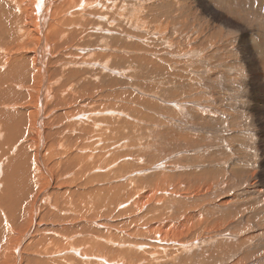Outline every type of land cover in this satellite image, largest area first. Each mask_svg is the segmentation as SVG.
<instances>
[{
    "label": "rangeland",
    "instance_id": "rangeland-1",
    "mask_svg": "<svg viewBox=\"0 0 264 264\" xmlns=\"http://www.w3.org/2000/svg\"><path fill=\"white\" fill-rule=\"evenodd\" d=\"M88 1L91 3L83 5L80 10L70 8L67 12H63L64 14L55 13V15L58 14L56 17L59 21H68L71 25L69 30H66L68 35L62 31L59 32L60 42L66 40L64 45L67 46L62 45L61 48H56V53H58L56 56H52L49 50L56 46L54 39L56 33H51L48 30L49 26H47L48 35L45 39L47 54L44 65L47 60L53 59L55 60L53 65L57 66L55 68L51 65L50 69L53 68L52 71H54L52 73H50V69L46 70L49 71L51 78H48V80H45L47 79L45 78L43 82H46V86L49 87L47 92L50 96L48 103L45 102V108L49 107L48 109H51L54 104L59 105L56 107L55 112H51L52 118L58 112L74 113L76 107L83 109V112L89 110L90 115H88L93 116L90 121L75 120L76 123L74 124H77L78 131L73 129L74 133L71 131L66 134L68 137L64 135L57 138L58 140L55 139L59 142L57 143L58 146L61 145V150L66 149V151L60 156L54 155L52 158L54 161L55 159L56 161H63L66 160L68 153L74 152L83 157V161L91 165L90 168L94 171L92 174L89 170L88 175L84 178L70 172V175L67 174L68 177L64 174L63 178L54 179L48 175L44 165H38V170L42 171V179L38 174L35 179L34 177L29 179L32 184L31 187H28L29 193L23 194L19 189L16 190V193L13 192L17 198V203L18 197L23 195L20 199L22 198V206L26 207L27 211L24 216H19V219L16 217L11 219L17 221L14 228L12 227V221L11 225H6L10 226L11 229L9 228V230L6 226H1L4 231L2 234H5L3 235L4 240L6 239L5 241L8 243L5 255H9L8 257L13 256L16 260L20 257V260H18L22 262L21 264H29L27 261L31 258L49 261L50 264H72L74 262L75 264H264V249H262L264 247V229L262 230L259 222L255 220L254 216H251L250 210L239 212L236 202L226 210L217 207L218 202H222L220 200L233 195L242 197L244 200L247 199L250 204L259 203L260 195H257L255 191L257 189L264 191V187L260 186L264 173L259 163L262 161L261 159H264V86H262L264 84V72H262L264 71V0H99L100 5H95L94 0ZM33 2H37V0L28 1L29 9L32 8ZM64 3L65 0H51V9H54L56 5L62 6ZM76 11L79 15H75ZM150 13L165 14L173 21L164 23L162 21L164 17L158 15L155 16L159 18L152 20L155 16ZM49 14L50 18L47 19V25H50L51 21L54 20L51 12ZM128 20L132 22L129 23ZM29 24V27L35 32V36L40 39L33 18ZM133 24L134 26L137 25V28H134ZM54 27L61 29L59 24ZM13 28L15 29H13L15 36L21 37L22 33L19 29H22V25L16 23ZM101 28L102 30H100ZM98 29L103 31V34H97ZM134 29L137 30L134 31ZM72 31H76L77 34L80 33V35L78 34L80 37L78 36L75 39L77 42L75 40L71 41L70 38V44H67ZM113 32H122L120 33L122 36L120 42L108 35L104 36ZM240 32L249 36L253 34L256 50L253 49L249 37V46L247 43L243 48V43L240 50L236 49L239 44L237 35H240ZM52 34H54V37ZM184 37H188L189 41ZM49 38H51V41ZM28 41L30 47H37L36 39L32 35L28 37ZM101 41H105L107 46L104 47V43L101 44ZM121 43L125 46H121ZM12 45L19 49L12 47L8 49L9 51L0 50L4 56L8 53L11 55L5 58L7 67L12 63L10 60H14V56L16 58L24 56L33 59V50L26 53L25 48H20L23 46L21 41ZM105 48L108 49V53L104 51ZM97 49L104 50L100 52ZM244 51L248 52L250 63L248 60L246 62L243 60L247 57ZM241 54L246 57L240 59ZM253 54L255 57H252ZM119 57L123 60L120 59V61ZM140 57L148 58L150 66L156 63L163 71H154L150 67L145 68L146 66L143 64L141 66L137 59L133 60V58ZM56 59H58V63ZM102 62L105 63V68L107 67L109 71H104L101 66L97 65L102 64ZM30 65L32 67L31 73H33L30 74L37 76L36 73L39 72L35 71L41 70V65L31 62ZM39 74L43 75L42 72ZM47 74L45 75L47 76ZM147 77L151 78L148 79ZM13 79L20 81L19 78ZM28 79L34 82L35 79L42 78L39 76V79L36 77ZM28 79L22 81V84L16 82L14 89L16 88V93L20 92L24 96L25 94L29 95L31 93L30 96L34 94L32 101L36 102L37 91L43 89L42 85L44 83L42 82L43 84L39 87L36 81L34 84L32 83L33 85L28 86V84H31ZM50 79L54 80L51 81ZM253 79L257 80L258 84L260 83L261 91H254V88L249 87ZM57 85L59 89L64 91V94L61 95ZM61 85L62 87H60ZM53 87L57 89L55 90ZM65 90H67V93ZM252 92L254 96L258 97L254 102H257L259 97L263 101L259 114L251 110V107H253ZM1 95L2 93H0ZM63 95L66 100L68 99L64 103L69 104V106L66 104V107L69 108H63L64 104L61 102L64 98ZM85 100L89 105L85 103ZM15 102L18 104L17 100ZM249 104H251V107ZM18 105H5L0 111L15 115L22 121L23 115L19 106H29V104L21 102ZM72 113L68 117L65 116L66 118L59 127L65 124L68 125V123L71 125V118L75 116ZM251 120L256 123L251 125ZM96 123H100L98 128L95 126ZM111 123L115 126L113 124V127L110 126ZM25 124L23 127L32 140L30 147L34 149L37 141V137L34 135L35 123ZM83 127L85 130H90L87 135L83 132ZM103 127H105L104 130H102ZM116 127L121 129L119 130ZM107 132L109 133L107 134ZM113 132L116 134H113ZM78 134L82 135L77 136ZM25 141L26 139H20L17 147ZM63 145L64 148H62ZM72 147H74V151L71 149ZM47 158L50 159L48 154L45 155L44 160L47 165L50 164L49 167L51 168L54 162L49 163ZM58 166H63V163L59 162ZM55 172L56 174L60 173V168L56 167L53 173L55 174ZM245 174H248L249 178L244 177ZM94 175L110 176L106 178V181L94 183L92 186L97 184L96 186L99 188L113 186L119 188L121 197L125 199H123L124 201L127 200L128 205L118 206L119 203L124 201H116V204L100 206L105 210L100 207L97 210V208H92L90 205H83V211L85 212H82V214L79 212L71 213L69 216L72 220L68 219L61 223L53 222L51 219H44L43 222L39 221V215L45 211L40 206L41 203H44L43 200L49 201L45 202V204L48 203L47 206L53 205L55 199L51 193L53 190L62 193L64 191L70 193L74 190L83 192L86 190L82 186L83 182ZM59 181H67V184H61L62 187L56 186ZM120 184H124L123 187ZM42 185L47 187L44 188ZM245 190H250L248 195L245 194ZM25 196H28V198L22 201ZM39 196L43 200L41 199L42 201L37 206H33L31 204L32 200L34 197ZM167 196L178 197L176 199L180 201L167 202ZM64 198L61 197L60 199ZM69 201L65 198L64 205L66 207L71 205ZM16 202L15 206L17 205ZM242 203L238 204V208ZM35 210L38 216L35 215ZM90 210L92 211L90 212ZM93 214H96L97 218ZM227 216L231 218H227ZM31 220L33 223H31ZM47 221L50 222L47 223ZM223 221H228L231 224L222 223ZM8 222L10 221L8 220ZM50 223L52 225H49ZM36 224L39 226H36ZM53 224L68 228L64 233L65 236L59 234V237V235L55 236L52 233L45 232L44 229L55 226ZM29 225L32 227L33 233L32 235L28 234V237L31 236L32 238H26L25 234L29 233L28 230L24 233ZM83 225L86 227L84 228ZM38 227H40V230L37 231ZM73 227L74 231L71 230ZM87 227L90 228L91 232ZM244 232H249L252 236H259L245 242L240 239V235ZM50 234L61 240L57 241ZM166 234L167 236L170 235L164 238L163 235L166 236ZM15 235H17L18 240L21 235H24L25 238L16 244ZM61 235H63V238ZM102 235L104 236L101 237ZM64 237L68 238L64 239ZM31 239H42L44 242H40L39 246L31 249V251H22L25 248L24 246L20 249L24 244L23 242L27 240L29 242H26L30 244ZM63 239L65 242L62 241ZM92 239L97 243H103L109 249L97 250L94 248L93 252H90L91 249L87 250V254L82 255L86 257L85 259L75 256L79 260L78 262L76 260L72 261L67 254L63 256L64 248L70 246L72 247L68 251L75 248L83 252L82 250L86 247L87 241ZM176 242H183V244L178 245ZM62 243L70 244V246L64 244L65 247H63ZM145 243L147 245L154 243V247L144 245L138 247V245ZM14 244L17 248H14ZM45 246H47V249L44 248ZM48 246H51L52 250H49ZM43 251H46V253ZM56 252L59 255H56ZM18 254L23 257L21 255L17 257ZM134 255H140L141 257ZM54 256H58L55 257L56 260H54ZM66 258L68 262H66Z\"/></svg>",
    "mask_w": 264,
    "mask_h": 264
},
{
    "label": "bare ground",
    "instance_id": "bare-ground-1",
    "mask_svg": "<svg viewBox=\"0 0 264 264\" xmlns=\"http://www.w3.org/2000/svg\"><path fill=\"white\" fill-rule=\"evenodd\" d=\"M28 1L29 0H0V47H2V48H0V50H6V51H9L8 49L9 48H12V47H14L12 44L13 43H16V42H18V41H21V44H23V46H21L20 48H25V52L27 53V52H30V51H32L33 50V52H34V55H33V59H30V57H19V58H16L15 56H14V60H10V62H12L8 67H7V63H6V59L5 58H8V57H10L11 55H10V53H8L7 55H3V52H0V55H2V56H0V93H2V95L0 96V110L6 105H10V106H14V105H20V103L21 102H25V103H27V104H29V106H24V105H21V106H19V107H21V108H19V109H21V114L23 115V120L21 121L20 120V118L19 117H17V116H15V115H11V114H9V113H7V112H4V111H0V264H21L22 262L21 261H19L20 259V255L18 254V256L17 257H19L17 260L13 257V256H10V257H8V256H6L5 255V251H6V247L8 246L7 244V241H5L4 240V237H3V235H5V234H2L4 231L2 230V228H1V226L3 225L4 227L6 226V225H11V221H12V223H13V228L15 227V223L17 222L16 220H11L13 217H16V218H20L19 216H24V214H26V211H27V208L26 207H23L22 206V203H21V199H20V197H22L23 195H21L20 197H18V203L16 202V197H15V194L13 193V192H17L16 190L17 189H19L20 191H22V193L24 194H26V193H29V191L30 190H28V187H31L32 186V184H31V182H30V178L32 179V177H34V179L36 178V177H38V175H42V171L40 172L39 170H38V165H44L45 166V168H46V172L48 173V175L49 176H51V177H53L54 179H57L58 177H62L63 178V175L64 174H66L65 176H67V174L68 175H70L69 173L70 172H74L75 173V175L76 176H81V178H84V177H86V175H88V173H89V170H91V168H90V166L91 165H89V164H87L86 162H84L83 160H84V158L83 157H80L77 153H72V152H70V153H68V155H67V158H66V160H63V161H56V159H55V161H54V159L52 158L54 155H56V156H60V154H62V153H64L65 151H66V149L64 150V151H62L61 150V145H59L58 146V144L57 143H59L57 140V138H61V137H63L64 135L66 136V134L68 133V132H71L73 129H76L77 130V124L75 125L74 123H76V121L75 120H79V121H90V118L91 117H93V116H89L90 114L88 113L89 112V110L88 111H86L85 110V112H83L82 110L83 109H81L80 107L78 108V107H76L75 108V112L74 113H72V112H70V113H72L73 115H75L73 118H71V120H72V122H71V125H69V123H68V125L67 124H65V125H62L61 127H59L61 124H62V122L64 121V119L66 118L65 116H69V114L70 113H67V114H65V113H62V112H58V113H56L54 116L55 117H53L52 118V116H51V112L53 111V112H55V110H56V107H58L59 105H55L54 104V106L51 108V109H48V108H45V102H47L48 101V99H49V94H48V89L47 88H49L48 86H46V82L44 83L43 82V79H45V78H47V79H45V80H48V78H51L50 76H49V71L47 72L46 70H49L50 68H51V65L53 66V67H55L56 68V66L57 65H53V64H55V60H53V59H49L50 61H48L47 60V62L45 63V65H46V67H45V65H44V61L46 60V58H45V56H46V54H47V50L45 49V45L47 44V43H45V39H46V37H47V35H48V32H47V30H46V28H47V26H49L48 27V30L51 32V33H56V35H55V37H54V34H52V36L54 37V39H55V42H56V46H53V47H55V48H52V50L51 49H49L50 51H51V54H52V56H56L58 53H56L57 52V50H56V48H61V46L62 45H64L65 43H66V40H64V41H61L60 42V39H59V37H60V35H59V32L60 31H62L64 34H66V35H68L66 32V30H69V27H71V25H70V23L68 22V21H64L63 22V20L62 21H59L58 20V18L56 17V15H58V14H56L55 15V13H65V12H67L70 8L72 9V8H74L75 10H80V8H82V6L83 5H87V3H88V5L91 3H89V1L88 0H65V3L64 4H62V6H58V5H56V6H54V9H51V0H37V2H33L32 3V8L31 9H29V4H28ZM95 1V5L97 4V5H100V1L99 0H94ZM93 1V2H94ZM104 1V0H103ZM107 1V0H106ZM111 3V2H110ZM94 4V3H93ZM91 6V5H90ZM63 7V8H62ZM130 9V8H129ZM148 9V8H147ZM157 10V9H156ZM83 11V10H82ZM141 11V10H140ZM51 12V14H52V19H54V20H52L51 21V23H50V25L48 24L47 25V19H48V17L50 16V13ZM63 13V14H64ZM62 14V15H63ZM73 14V13H72ZM150 14H153L154 16L155 15H158V16H160V17H164L163 18V20L162 21H164V23H167L168 21H173L170 17H168L167 15H165V14H162V15H160V13H150ZM60 15V14H59ZM67 15V14H66ZM75 15H79V13L76 11L75 12ZM95 15V14H94ZM130 15V14H129ZM128 15V16H129ZM98 16V15H97ZM127 16V17H128ZM133 16H136V15H133ZM150 16V15H149ZM158 16H155V18H152V20H156L157 18H159ZM63 17V16H62ZM62 17H60V18H62ZM76 17H78V16H76ZM131 18H132V16H130ZM129 17V18H130ZM148 17V16H147ZM33 18V20H34V22L36 23L35 25H36V28L38 29V33H39V35H40V39L38 38V37H36L35 36V32H33L32 31V28H30L29 26H30V22H31V19ZM50 18V17H49ZM66 18V17H65ZM64 18V19H65ZM136 18V17H135ZM150 18V17H149ZM161 18V19H162ZM138 19V18H137ZM71 20V19H70ZM72 21V20H71ZM130 20H128V22H129ZM137 21V20H136ZM76 22V21H75ZM126 22V21H125ZM132 22V21H131ZM131 22H129V23H131ZM140 22V21H139ZM17 23V25L18 24H20V25H22V29H19V31H21V33H22V35H21V37H16L15 36V27L13 28V25L14 24H16ZM72 23H74V22H72ZM71 23V24H72ZM78 23V22H77ZM134 23L135 24H137L135 21H134ZM56 24H59L60 25V27H61V29L60 28H57V27H54ZM122 24V23H121ZM138 24H140V23H138ZM142 24V23H141ZM140 24V25H141ZM123 25V24H122ZM80 26H82V25H80ZM131 26H132V24H131ZM137 25H135L134 26V24H133V27L135 28ZM228 26V25H227ZM17 27V26H16ZM20 28V27H19ZM73 28V27H72ZM113 28V27H112ZM124 28V27H123ZM131 29H132V27H130ZM137 28V27H136ZM141 28V27H140ZM14 29V30H13ZM84 29V28H83ZM118 29V28H117ZM153 29V28H152ZM230 29V28H229ZM99 30V29H98ZM100 30H102V28L100 29ZM98 31L97 32V34H103V31ZM135 30H137V29H134V31ZM138 30H139V27H138ZM146 30V29H145ZM218 30V29H217ZM19 31H18V33H19ZM82 31V30H81ZM220 31V30H219ZM227 31V30H226ZM258 31V30H257ZM49 32V33H50ZM88 32V31H87ZM112 32V31H111ZM118 32V31H117ZM154 32V31H153ZM120 33H122V32H120ZM120 33H115V32H113V33H108V34H106V33H104V34H106V35H104L105 37L108 35L109 37H113L114 38V40H116V41H118V42H120L121 41V39L122 38H120V37H122L121 36V34ZM123 33H125V32H123ZM174 33V32H173ZM237 33V32H236ZM241 34L240 35H237L238 36V38L239 39H237V41H239V44H238V46H237V48L236 49H241L242 48V44L244 43V46H243V48L247 45V43H248V46H249V38H250V42L252 43V45H253V49L254 50H256L255 49V43H254V39L255 38H253L254 36H252V35H245L243 32H240ZM256 33V32H255ZM260 33V32H259ZM79 35H80V33H78ZM77 33H76V31H72V33L70 34V36L68 37V43L67 44H70L69 43V40H70V38H71V41L72 40H75L76 38H78V35ZM82 34V33H81ZM87 34V33H86ZM180 34V33H179ZM264 34V33H263ZM30 35H32L33 37H34V39H36V43H37V47L36 46H32V47H30L29 46V41H28V37L30 36ZM124 35V34H123ZM157 35V34H156ZM180 35H183V34H180ZM93 36V35H92ZM159 36V35H158ZM260 36V35H259ZM53 37H52V39H53ZM80 37V36H79ZM130 37V36H129ZM139 37V36H138ZM150 38H151V36H149ZM249 37V38H248ZM262 37H263V35H262ZM262 37H260V38H262ZM101 38V37H100ZM157 38V37H156ZM179 38V37H178ZM184 38H186L188 41H189V38L188 37H184ZM258 38V37H257ZM256 38V39H257ZM50 39V41H51V38H49ZM67 39V38H66ZM79 39H81V38H79ZM123 39H125L124 37H123ZM179 39H182L181 37L179 38ZM259 39V38H258ZM82 40V39H81ZM157 40V39H156ZM70 41V42H71ZM76 41V40H75ZM74 41V42H75ZM116 41H115V43H116ZM180 41V40H179ZM257 41V40H256ZM264 41V40H263ZM77 42V41H76ZM75 42V43H76ZM81 42V41H80ZM182 42V41H181ZM261 42H262V39H261ZM79 43V42H78ZM101 44H103L104 43V47H106L107 45H106V43H105V41H101L100 42ZM172 43V42H171ZM184 43H185V41H184ZM258 43V42H257ZM264 43V42H263ZM52 44V43H51ZM19 45H20V42H19ZM53 45H55V44H53ZM76 45V44H75ZM124 44L123 43H121V46H123ZM257 45V44H256ZM263 45V44H262ZM17 46V45H16ZM64 46H67V45H64ZM79 46H80V44H79ZM78 46V47H79ZM125 46V45H124ZM128 46V45H127ZM258 46V45H257ZM48 47V46H47ZM72 47V46H71ZM103 47V46H102ZM111 47V46H110ZM259 47V46H258ZM14 48H16V49H19L18 47H14ZM128 48V47H127ZM80 49V48H79ZM249 49V48H248ZM103 50L104 49H101V51L100 50H98L97 49V51H100V52H103ZM234 50V49H233ZM247 50V49H246ZM104 51H107V53H108V49H106L105 48V50ZM188 51V50H187ZM59 52V51H58ZM82 52H84V51H82ZM88 52V51H87ZM115 52V51H114ZM182 52V51H181ZM186 52V51H185ZM228 52V51H227ZM244 52H246V56L244 55V54H241V58L240 59H242L243 57L245 58V59H243L245 62L248 60V62H249V58H248V52L247 51H244ZM123 53V52H122ZM122 53H120V54H122ZM178 53V52H177ZM184 53V52H183ZM235 53H237V52H235ZM50 54V53H49ZM48 54V55H49ZM76 54V53H75ZM192 54V53H191ZM240 54V53H239ZM252 54V53H251ZM250 54V55H251ZM24 55V54H23ZM26 55V54H25ZM82 55V54H81ZM116 55V54H115ZM193 56H194V54H192ZM100 56V55H99ZM105 56H106V54H105ZM104 56V57H105ZM120 56V55H119ZM121 56H123V55H121ZM190 56V55H189ZM196 56V55H195ZM222 56V55H221ZM254 56V54L252 55V57ZM61 57V56H60ZM113 57V56H112ZM111 57V58H112ZM255 57V56H254ZM29 58V59H28ZM92 58V57H91ZM106 58H107V56H106ZM117 58V57H116ZM125 58V57H124ZM119 60L121 59V60H123L121 57H119L118 58ZM134 59H137V61L138 62H140V64H141V66H142V64L144 65V66H146L145 68H147V67H150L151 69H153L154 71H163L162 69H160V66L159 65H157L156 63H154L153 65H149V61H148V58L147 59H145V58H133V60ZM264 59V58H263ZM116 60V59H115ZM120 60V61H121ZM190 60V59H189ZM198 60V59H197ZM222 60V59H221ZM262 61V60H261ZM30 62L31 63H33V64H40L41 65V70H37V71H35V72H42L43 73V75L42 74H39V73H36V74H38L37 76H34V75H31V74H33V73H31L32 72V67H31V65H30ZM56 62L58 63V59H56ZM60 62V61H59ZM68 62V61H67ZM136 62V61H135ZM190 63V62H189ZM230 63V62H229ZM250 63V62H249ZM95 64H97V63H95ZM172 64V63H171ZM263 64V63H262ZM98 66H101L102 68H103V70L104 71H109L108 69H107V67L105 68V63H103L102 62V64L100 63V64H97ZM124 65V64H123ZM157 65V66H156ZM190 65V64H189ZM248 65V64H247ZM260 65V64H259ZM90 66V65H89ZM88 66V67H89ZM96 66V65H95ZM113 66V65H112ZM124 67V66H123ZM185 67V66H184ZM184 67H182V68H184ZM54 68V69H55ZM57 68H59V67H57ZM172 68V67H171ZM39 69V68H38ZM97 69V68H96ZM185 69V68H184ZM52 70H53V68H52ZM51 69H50V73H52V72H54V71H52ZM242 70V69H241ZM112 71H113V69H112ZM208 71V70H207ZM34 72V71H33ZM34 72V73H35ZM55 72H57V71H55ZM73 72H75V71H73ZM168 72V71H167ZM188 72V71H187ZM241 72V71H240ZM262 72H264V71H262ZM31 73V74H30ZM46 73H48L47 74V76L45 75ZM115 73V72H114ZM122 73V72H121ZM125 73V72H124ZM154 73V72H153ZM242 73V72H241ZM35 74V75H36ZM117 74V73H116ZM165 74V73H164ZM168 74V73H167ZM52 75V74H51ZM55 75H57L56 73H55ZM122 75V74H121ZM170 75V74H169ZM169 75H167V76H169ZM39 76L42 78V79H39ZM99 76V75H98ZM139 76V75H138ZM160 76V75H159ZM38 78L39 80H36L35 79V81L34 82H32L31 80H29L28 78ZM52 77H54L53 75H52ZM57 77H59V76H57ZM119 77V76H118ZM122 77V76H121ZM170 77V76H169ZM259 77V76H258ZM13 78H19V82L21 83L22 81H26L27 79H28V82L29 81H31V84H28V86L29 85H33L36 81L38 82V84H39V87H41L40 85L41 84H43L44 83V85H42L43 86V89L42 90H40V91H37V94H38V96H36L35 98L37 99V100H35L36 102H37V104H36V102H33L32 101V96L34 95H32V96H30L31 95V93H30V91H29V95H27V94H25V96L22 94V93H20V92H17L16 93V88L14 89V86L17 84V83H19L18 81H16V79L14 80ZM139 78V77H138ZM142 78H145V77H142ZM148 78V77H147ZM149 78H151V77H149ZM148 78V79H149ZM153 78V77H152ZM162 78V77H161ZM167 78V77H166ZM57 79V78H56ZM258 79V78H257ZM18 80V79H17ZM51 80V79H50ZM49 80V81H50ZM52 80H54V79H52ZM51 80V81H52ZM58 80V79H57ZM83 80V79H82ZM62 81V80H61ZM60 81V82H61ZM181 81V80H180ZM260 81V80H259ZM17 82V83H16ZM43 82V83H42ZM226 82V81H225ZM27 83V82H26ZM33 83V84H32ZM54 83V82H53ZM22 84V83H21ZM55 84V83H54ZM71 84V83H70ZM132 84V83H131ZM230 84V83H229ZM260 84V83H259ZM258 83H257V80H255V79H253V82H250V84H249V87H251L252 89L254 88V91H261V87H260V85H259ZM24 85V84H23ZM22 85V86H23ZM34 86H36V85H34ZM64 86V85H63ZM105 86V85H104ZM113 86V85H112ZM262 86H264V84L262 85ZM37 87H38V85H37ZM57 87H58V85H57ZM60 87H62V85L60 86ZM174 87V86H173ZM245 87H246V85H245ZM248 87V88H249ZM30 88V87H29ZM54 88V87H53ZM66 88V87H65ZM95 88V87H94ZM112 88V87H111ZM55 89V88H54ZM57 89V88H56ZM55 89V90H56ZM58 89H59V87H58ZM91 89V88H90ZM117 89V88H116ZM251 89V90H252ZM52 90V89H51ZM60 91H61V95L62 94H64V91L62 90V89H59ZM98 90V89H97ZM107 90V89H106ZM27 91V90H26ZM263 91V90H262ZM65 92L67 93V90H65ZM120 92V91H119ZM135 92V91H134ZM137 92H138V90H137ZM28 93V92H27ZM52 93V92H51ZM51 93H50V95H51ZM65 93V94H66ZM108 93V92H107ZM262 93V92H261ZM260 93V94H261ZM53 94V93H52ZM58 94V93H57ZM61 95H59L60 97H61ZM67 95V94H66ZM70 95H72L71 93H70ZM120 95V94H119ZM138 95V94H137ZM26 96H28V97H26ZM54 96V95H53ZM55 96L57 97V95H56V92H55ZM64 96V95H63ZM62 96V97H63ZM68 96V95H67ZM76 96H77V94H76ZM26 97V98H25ZM55 97V98H56ZM88 97V96H87ZM113 97V96H112ZM120 97V96H119ZM66 97L64 96V98H62V103L64 104V106H63V108L65 109V108H67L68 106H69V104H67V103H64V101L66 100L65 99ZM70 98H72V97H70ZM89 98V97H88ZM253 98H255V99H253ZM53 99V98H52ZM57 100H58V98H56ZM64 99V100H63ZM95 99V98H94ZM136 99V98H135ZM252 106L253 107H251V104H249L250 105V107H251V110L253 111V112H257L258 114H259V111H260V108H261V106H262V104H263V101L262 100H260V97H259V100L256 102H254V100H256V99H258V97H256V96H254V94H253V92H252ZM18 101V104L15 102V101ZM51 100V99H50ZM56 100V101H57ZM68 100V99H67ZM66 100V101H67ZM74 100V99H73ZM72 100V101H73ZM88 100V99H87ZM87 100H85L86 102L85 103H87L88 104V102H89V100H88V102H87ZM142 100V99H141ZM59 101V100H58ZM65 101V102H66ZM133 101V100H132ZM92 102V101H91ZM48 103V102H47ZM53 103H55V102H53ZM52 103V104H53ZM58 103V102H57ZM118 103V102H117ZM60 104V103H59ZM66 104L68 105L67 107H66ZM92 105H94L93 103H91ZM76 105V104H75ZM89 105V104H88ZM129 106V105H128ZM69 108V107H68ZM62 109V108H61ZM71 109V108H70ZM72 109H74L73 107H72ZM71 109V110H72ZM122 110V109H121ZM59 111V110H58ZM94 111V110H93ZM93 111H92V113H93ZM125 111V110H124ZM65 112H68V111H65ZM87 112V113H86ZM96 112V111H95ZM98 112V111H97ZM101 112V111H100ZM117 112V111H116ZM123 112V111H122ZM121 112V113H122ZM77 113H79V114H77ZM91 113V112H90ZM107 113V112H106ZM113 113V112H112ZM50 114V115H49ZM89 114V115H88ZM93 114H95V113H93ZM105 114V113H104ZM124 114V113H123ZM72 115V116H73ZM87 115H88V117H87ZM263 115V114H262ZM51 116V117H50ZM96 116H98V115H96ZM101 118V117H100ZM70 119V118H69ZM107 119H108V117H107ZM116 119V118H115ZM118 119V118H117ZM101 120H103V119H101ZM127 120V119H126ZM92 121V120H91ZM104 121H106L105 119H104ZM111 121V120H110ZM124 122V121H123ZM122 122V123H123ZM128 122V121H127ZM26 123V124H25ZM28 123H35V130H34V135L37 137V141H36V146H35V148L34 149H32V147H30V145H31V143H32V140L29 138V136L27 135V133H26V130L24 129V124L25 125H27ZM65 123V122H64ZM89 123V122H88ZM101 123H103V122H101ZM107 123V122H106ZM110 123V122H109ZM256 122H254L253 120H251V125H253V124H255ZM73 124H74V126L76 127H74L73 126ZM97 124V123H96ZM95 124V126H96V128H98L99 126H100V123L99 124H97L96 125ZM108 124V123H107ZM112 124L113 123H111V125L110 126H112ZM123 124H125V123H123ZM104 125V124H103ZM102 125V126H103ZM128 125V124H127ZM126 125V126H127ZM66 126H67V128H66ZM81 126H82V124H81ZM108 126V125H107ZM110 126H108V127H110ZM113 126H115L114 124H113ZM112 126V127H113ZM85 127V126H84ZM83 127V128H84ZM128 127V126H127ZM91 128V127H90ZM104 128L105 127H103V129L102 130H104ZM115 128V127H114ZM113 128V129H114ZM117 129H119L118 127H116ZM124 128V127H123ZM122 128V129H123ZM69 131H68V130ZM79 129V128H78ZM101 129V128H100ZM121 129V128H120ZM119 129V130H120ZM81 130V129H80ZM99 130V129H98ZM98 130H96V131H98ZM108 130V129H107ZM110 130V129H109ZM126 130V129H125ZM124 130V131H125ZM78 131V130H77ZM89 129H86L85 130V128H84V130H83V132L84 133H86V135L89 133ZM116 131V130H115ZM122 131V130H121ZM121 131H119V132H121ZM73 132V131H72ZM81 132H82V130H81ZM74 133V132H73ZM99 133H101V132H99ZM109 132H107V134H108ZM112 133V132H111ZM94 134V133H93ZM96 134H97V132H96ZM106 134V133H105ZM113 134H116V133H114L113 132ZM80 134H78L77 136H79ZM82 135V134H81ZM80 135V136H81ZM66 137H68V135L66 136ZM97 137V136H96ZM99 137V136H98ZM111 137V136H110ZM109 137V138H110ZM70 138V137H69ZM73 138V137H72ZM84 138V137H83ZM89 138V137H88ZM112 138V137H111ZM116 138V137H115ZM20 139H26V141L25 142H23V143H21V145L19 146V147H17V143H18V141L20 140ZM55 139H57V140H55ZM92 139V138H91ZM113 139V138H112ZM73 140V139H72ZM101 140H102V138H101ZM110 140V139H109ZM60 141V140H59ZM75 141V140H74ZM88 141V140H87ZM95 141V140H94ZM94 141H93V143H94ZM112 141V140H111ZM119 141V140H118ZM63 141H61V143H62ZM71 142V141H70ZM64 143V142H63ZM73 143H75V142H73ZM79 143V142H78ZM90 143V142H89ZM65 144V143H64ZM107 144H108V142H107ZM116 144V143H115ZM73 145V144H72ZM71 145V146H72ZM84 145V144H83ZM67 146V145H66ZM30 147V148H29ZM78 147H79V145H78ZM85 147V146H84ZM113 147V146H112ZM127 147V146H126ZM17 148V151L15 152V149ZM62 148H64V145L62 146ZM65 148H67V147H65ZM73 148L74 147H72L71 149L73 150ZM69 149V148H68ZM76 149V148H75ZM84 149V148H83ZM86 150V149H85ZM127 150H129V149H127ZM70 151V150H69ZM74 151V150H73ZM77 151V150H76ZM80 151H82V150H80ZM80 151H78V152H80ZM123 151H125V150H123ZM122 151V152H123ZM128 153V152H127ZM254 153V152H253ZM48 154V157H50V159L49 158H47V159H49V163H52V162H54L53 163V166L50 168L49 167V165H47L45 162V155H47ZM88 155V154H87ZM113 155V154H112ZM124 156V155H123ZM89 159H90V156L88 157ZM263 158H264V155H263ZM86 159V158H85ZM88 160V159H87ZM262 161L261 162H259L260 163V167H261V169L263 170V173H264V159H261ZM97 161V160H96ZM59 162H62L63 163V166H58V163ZM98 162V161H97ZM104 162V161H103ZM102 162V163H103ZM89 163V162H88ZM107 163V162H106ZM99 164H100V162H99ZM104 164V163H103ZM102 164V165H103ZM60 165V164H59ZM76 165H80V166H76ZM95 165V164H94ZM97 165H98V163H97ZM108 165H109V163H108ZM114 165V164H113ZM231 166H232V164H231ZM56 167H58V168H60V173H58V174H56V172H55V174L53 173V171H55V168ZM92 167V166H91ZM100 167V166H99ZM257 167V166H256ZM209 168V167H208ZM40 169V168H39ZM93 169V168H92ZM96 169V168H95ZM97 170V169H96ZM35 171V172H34ZM38 171H39V173H38ZM94 171V170H93ZM93 171L91 170V172H92V174H93ZM117 171V170H116ZM254 171V170H253ZM34 172V173H33ZM44 172V171H43ZM33 173V174H32ZM41 173V174H40ZM113 173V172H112ZM115 173V172H114ZM143 173V172H142ZM245 173V172H244ZM244 173H242L243 175H244ZM253 173H255V172H253ZM253 173H252V175H253ZM32 174V175H31ZM38 174V175H37ZM37 175V176H36ZM142 175V174H141ZM246 176H244V177H246V178H249V175L248 174H245ZM64 176V177H65ZM110 176H112L111 174H110ZM110 176H101V175H94V176H92V177H88L84 182H83V184H82V186L86 189L85 191H83V192H80V191H71L70 193H65V191H64V193H62V192H57V191H54L53 189V191L51 192L52 193V195L55 197V199L53 200L54 202H53V205H49V206H47L48 205V203L47 204H45V202H49V201H46V200H43L42 198H40V196L39 197H34V199L32 200V202H31V204L34 206V205H38L39 203H40V201H44V203H41L40 204V206L42 207V209L43 210H45L44 211V213L43 214H40L39 215V221H41V222H43L44 221V219H51L53 222H56V223H61V222H64V221H67L68 219H71V217L69 216L71 213H73V212H79V213H81L82 214V212L84 213L85 211H83V205H90V206H92V208H97V210L99 209V207L101 206V205H104V204H108V205H110V204H112V203H114V204H116L117 202L116 201H124L125 199L124 198H122L121 197V194H120V190H119V188H116L115 186H113V187H101V188H99L98 186H92L94 183H100V182H102V181H106V178H108V177H110ZM68 177V176H67ZM67 177H65V178H67ZM73 177V176H72ZM46 178V177H45ZM76 178V177H75ZM122 178V177H121ZM41 179H42V176H41ZM48 179V178H47ZM39 180V179H38ZM50 180V179H49ZM53 180V179H52ZM79 180H80V178H79ZM92 180H94V181H92ZM251 180V179H250ZM28 181H29V184H28ZM37 181V180H36ZM245 181H246V179H245ZM248 181V180H247ZM67 181H59V182H57L56 184V186H61V184H64V183H66ZM255 182V181H254ZM254 182H252V183H254ZM261 183H260V186L261 187H264V175H262V178H261V181H260ZM42 183V182H41ZM40 183V184H41ZM60 183V184H59ZM71 183V182H70ZM224 183V182H223ZM45 184V183H44ZM51 184V183H50ZM54 184V183H53ZM59 184V185H58ZM67 184V183H66ZM75 184V183H74ZM77 184V183H76ZM127 184V183H126ZM52 185V184H51ZM80 185V184H79ZM121 185V184H120ZM124 185V184H123ZM123 185H121L122 187H123ZM224 185H226V184H224ZM251 185V184H250ZM253 185V184H252ZM42 186H44V185H42ZM67 186H69V185H67ZM76 186V185H75ZM119 186V185H118ZM45 187H47L46 185L44 186V188ZM62 187V186H61ZM71 187V186H70ZM74 187V186H73ZM230 187V186H229ZM55 188V187H54ZM65 188V187H64ZM80 188V187H79ZM225 188V187H224ZM258 188V187H257ZM50 189H51V187H50ZM56 189V188H55ZM61 189V188H60ZM63 189V188H62ZM66 189V188H65ZM73 189V188H72ZM64 190V189H63ZM79 190V189H78ZM83 190V189H82ZM228 190V189H227ZM45 192V191H44ZM43 192V193H44ZM245 192V194H249V192H250V190H245L244 191ZM264 191L263 190H259V189H257V191H255V193L257 194V195H260V197H259V203H254V204H250L249 202H248V200L247 199H243L242 197H237V196H235V195H233V196H231V197H228V198H225L224 200H220V201H222V202H218V204H217V207H219V209H221V210H226V209H228L232 204H235V202H236V205H237V210L239 211V212H247V211H249L250 210V213H251V216H254L255 217V220H257L258 222H259V224H260V226H261V229L263 230L264 229V193H263ZM41 194V193H40ZM134 194V193H133ZM175 194V193H174ZM178 194V193H177ZM227 194V193H226ZM43 195V194H42ZM169 195V194H168ZM181 195V194H180ZM174 196H176V195H174ZM178 196V195H177ZM43 197V196H42ZM45 197V196H44ZM43 197V198H44ZM61 197H65V198H67L68 200H70L69 202L71 203V205L70 206H65L64 205V200H65V198L64 199H60ZM28 198V196H25V197H23V200L22 201H25L26 199ZM47 198H49V197H47ZM122 198V200H120ZM176 198H178V197H176ZM176 198H174V197H172V196H167V198H166V201L168 202V201H175V202H179L180 200H177ZM42 199V200H41ZM124 199V200H123ZM158 199H160V198H158ZM31 200V199H30ZM15 202L17 203V205L15 206ZM125 202V204H123ZM123 203H119L118 204V206L120 205H123V207H124V205H128V202H127V200L126 201H124ZM126 202H127V204H126ZM135 202V201H134ZM243 202V203H242ZM240 203H242L241 204V206H240V208H238V204H240ZM247 203H249V204H247ZM68 204V203H67ZM66 204V205H67ZM22 206V207H21ZM25 206V205H24ZM83 206V207H82ZM39 207V206H38ZM37 207V208H38ZM126 207V206H125ZM33 208V207H32ZM31 208V209H32ZM37 208H35V209H37ZM100 208H102V207H100ZM103 209V208H102ZM108 210H110L109 208H107ZM106 209V210H107ZM38 210H39V208H38ZM42 210V211H43ZM93 210V209H92ZM92 210H90V212L92 211ZM96 210V211H97ZM103 210H105V209H103ZM120 210V209H119ZM102 211V210H101ZM142 211V210H141ZM29 212H30V210H29ZM39 212V211H38ZM89 212V211H88ZM28 213V212H27ZM31 213V212H30ZM87 213V212H86ZM85 213V214H86ZM94 213V212H93ZM98 213V212H97ZM116 213V212H115ZM249 213V214H250ZM33 214V213H32ZM31 214V216H33ZM35 215H37L36 214V210H35ZM92 215V214H91ZM93 215H96V214H93ZM126 215V214H125ZM165 215V214H164ZM38 216V215H37ZM89 216H90V213H89ZM106 216V215H105ZM200 216V215H199ZM91 218V217H90ZM94 218H95V216H94ZM96 218H97V215H96ZM227 218H231L230 216H227ZM244 218V217H243ZM8 220L10 221V222H8ZM33 220V219H32ZM31 220V223H33V221ZM72 220V219H71ZM96 220V219H95ZM101 220H102V218H101ZM227 220V219H226ZM218 221H221V220H218ZM229 221V220H228ZM228 221H223L222 223H225V224H231L230 222H228ZM50 222V221H49ZM48 221H47V223H49ZM82 222V221H81ZM94 222V221H93ZM93 222H91V223H93ZM105 222V221H104ZM139 222V221H138ZM241 222V221H240ZM35 223H37V222H35ZM89 223H90V219H89ZM111 223V222H110ZM194 223V222H193ZM245 223V222H244ZM247 223V222H246ZM95 224V223H94ZM127 224V223H126ZM192 224V223H191ZM202 224V223H201ZM31 225V224H30ZM29 225V227H27V229L25 230V232L24 233H26V231L27 232H29V233H26L25 234V236H26V238L29 236L28 234H30V235H32V233H33V230H32V227ZM38 224H36V226H37ZM41 225V224H40ZM49 225H52L51 223L49 224ZM53 225H55V224H53ZM82 225V224H81ZM130 225V224H129ZM134 225V224H133ZM132 225V226H133ZM39 226V225H38ZM44 227H45V225H43ZM131 226V225H130ZM195 226V225H194ZM83 227L85 228L86 226L85 225H83ZM82 227V228H83ZM92 228H93V226H91ZM111 227V226H110ZM193 227V226H192ZM6 228H7V230H9V228H10V226H6ZM21 228H22V226H21ZM39 228V229H38ZM37 228V231L38 230H40V227H38ZM42 228V227H41ZM76 228V227H75ZM87 228H89V227H87ZM11 229V228H10ZM69 229H71V228H69ZM78 229V228H77ZM146 229V228H145ZM261 229H259V231H261L262 232V230ZM13 230V229H12ZM23 231H24V229H22ZM45 230V232H47L48 234L49 233H52V235H59V234H64V233H66L65 231H67L68 230V228H62V226L60 227V226H52V227H49V228H45L44 229ZM71 230H73L74 231V227L71 229ZM14 231V230H13ZM35 231H36V229H35ZM75 231H76V229H75ZM78 231V230H77ZM86 231H88L87 229H86ZM89 231H90V228H89ZM121 231V230H120ZM264 231V230H263ZM55 232H57V233H55ZM80 232V231H79ZM82 232H83V230H82ZM91 232V231H90ZM23 233V234H24ZM38 233V232H37ZM136 233V232H135ZM134 233V234H135ZM162 233H164V232H162ZM167 233H169L168 231H167ZM183 233V232H182ZM43 234V233H42ZM42 234H40V235H42ZM46 234V233H45ZM205 234V233H204ZM258 234V233H257ZM18 235V234H17ZM17 235H15V238H16V236ZM51 234H50V236H52ZM113 235V234H112ZM126 235V234H125ZM161 235V234H160ZM169 235L170 234H168V236H167V234H166V236H164L163 235V237L164 238H167V237H169ZM183 235V234H182ZM46 236V235H45ZM64 236H65V234H64ZM67 236V235H66ZM72 236V235H71ZM91 236V234L89 235V237ZM93 236V235H92ZM104 235H102L101 237H103ZM116 236V235H115ZM120 236H122V235H120ZM133 236V235H132ZM204 236V235H203ZM258 236L259 235H257V236H252L251 235V233H249V232H244V233H242L241 235H240V239L242 240V241H248V240H250L251 238H258ZM31 237V236H30ZM30 237H28V238H30ZM59 237H60V235H59ZM61 237L63 238V235H61ZM76 237V236H75ZM82 237V236H81ZM88 237V238H89ZM125 237V236H124ZM155 237V236H154ZM239 237V236H238ZM23 238H25L24 237V235H21V237L19 238V240L17 239V241H16V239H14V241H16V244H18L19 243V241L21 242V240L23 239ZM32 238V237H31ZM38 238V237H37ZM52 238H54V239H56L57 241L58 240H61V239H58V238H55L54 236H52ZM65 238H68V237H64V239ZM95 238V237H94ZM150 238V237H149ZM49 239V238H48ZM64 239L62 240V241H64ZM125 239V238H124ZM32 240V239H31ZM55 240V241H56ZM68 240V239H67ZM88 240V239H87ZM130 240V239H129ZM128 240V241H129ZM10 241V240H9ZM27 241V240H26ZM25 241V242H26ZM56 241V242H57ZM61 241V242H62ZM71 241V240H70ZM127 241V240H126ZM161 241V240H160ZM168 241V240H167ZM25 242H23L24 244L20 247V249H22V247H24L25 246V248H23L22 249V251H31V249H34V248H36L37 246H39V244H40V242H44L42 239H33L32 240V242L30 243V244H28L27 242H29V241H27L26 243ZM46 242V241H45ZM50 242V241H49ZM51 242H52V240H51ZM55 242V243H56ZM60 242V241H59ZM65 242V241H64ZM68 242V241H67ZM112 242V241H111ZM13 243V242H12ZM11 243V244H12ZM53 243V242H52ZM129 243V242H128ZM140 243H142V242H140ZM176 243H178V245H182L183 244V242H176ZM252 243V242H251ZM264 243V242H263ZM46 244H48V243H46ZM63 244V243H62ZM65 245H67L66 243H64ZM63 244V245H64ZM78 244H80V243H78ZM132 244V243H131ZM154 244V243H153ZM147 245L146 243L145 244H141V245H138V247L139 246H153L154 247V245ZM159 244V243H158ZM13 245V244H12ZM11 245V246H12ZM65 245L63 246V247H65ZM69 246H70V244H68ZM67 245V246H68ZM130 245V244H129ZM188 245V244H187ZM255 245H257V244H255ZM260 245V244H259ZM43 246H44V244H43ZM52 246H54V245H52ZM58 246V245H57ZM80 246V245H79ZM134 246V245H133ZM253 246V245H252ZM10 247V246H9ZM13 247V246H12ZM16 246H15V244H14V248H15ZM47 246H45L44 248H46ZM49 248V250H52V248H51V246H48ZM60 247V246H59ZM70 247H72V246H70ZM69 247V248H70ZM158 247V246H157ZM258 247V246H257ZM17 248V247H16ZM40 248V247H39ZM51 248V249H50ZM69 248H64L65 250H64V253H62L63 254V256H65L64 254H67V256L69 255V258H71V260L72 261H75L76 260V262H78L79 260H77V257H75V256H78V257H80L81 259H85L86 257H83L82 255H84V254H87V250H90V252H93V249L94 248H96L97 250H101L102 248L104 249V248H106V249H109L108 247H106V245H104L103 243H97L96 241H94L93 239L92 240H89V241H87V243H86V247H84L83 248V252H81V251H79V249H75V248H73V249H71L70 251H68V249ZM82 248V247H81ZM85 248H87V249H85ZM89 248V249H88ZM145 248V247H144ZM147 248V247H146ZM152 248V247H151ZM159 248V247H158ZM250 248V247H249ZM262 248V247H261ZM47 249V248H46ZM95 249V250H96ZM262 249H264V247L262 248ZM8 250H10V249H8ZM7 250V251H8ZM45 250V249H44ZM49 250H46V251H49ZM153 250V249H152ZM160 250V249H159ZM259 250V249H258ZM11 251V250H10ZM16 251V250H15ZM35 251V250H34ZM46 251H43L44 253H46ZM79 251V252H78ZM150 251H151V249H150ZM14 252V251H13ZM33 252V251H32ZM39 252V251H38ZM42 252V251H41ZM53 252H54V249H53ZM60 252V251H59ZM81 252V255L79 254ZM123 252V251H122ZM18 253H19V248H18ZM24 253V252H23ZM55 253V252H54ZM126 253H128L127 251H126ZM134 253V252H133ZM154 253V252H153ZM152 253V254H153ZM255 253H257V252H255ZM12 254V253H11ZM17 254V253H16ZM28 254V253H27ZM52 254V253H51ZM59 255V253H57L56 252V255ZM60 254H61V252H60ZM129 254H131V253H129ZM157 254V253H156ZM259 254V253H258ZM13 255V254H12ZM38 255V254H37ZM155 255V254H154ZM262 255V254H261ZM38 256H40V255H38ZM52 256V255H51ZM60 256H62V255H60ZM86 256V255H85ZM134 256H136V255H134ZM137 256H140V255H137ZM136 256V257H137ZM141 256H142V254H141ZM140 256V257H141ZM21 257H23L22 255H21ZM34 257V256H33ZM47 257V256H46ZM55 257H58V256H54V260H56V258ZM175 257V256H174ZM262 257V256H261ZM65 258V257H64ZM63 258V259H64ZM68 258V257H67ZM67 258H66V262H68L67 261ZM90 258V257H89ZM92 258V257H91ZM22 259V258H21ZM52 259H53V257H52ZM57 259H60V258H57ZM80 259V260H81ZM135 259V258H134ZM167 259V258H166ZM165 259V260H166ZM96 260H97V258H96ZM170 260V259H169ZM64 261H65V259H64ZM63 261V262H64ZM70 261V260H69ZM24 262V261H23ZM105 262V261H104ZM27 263H29V264H50V262L49 261H40V260H36V259H33V258H31V259H29L28 261H27ZM56 264V263H55ZM72 264H75V262L74 263H72Z\"/></svg>",
    "mask_w": 264,
    "mask_h": 264
}]
</instances>
